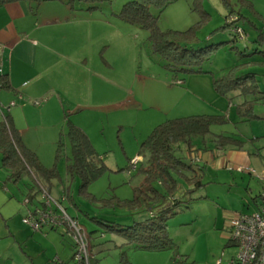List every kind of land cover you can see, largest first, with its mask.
Listing matches in <instances>:
<instances>
[{"label": "rangeland", "instance_id": "1", "mask_svg": "<svg viewBox=\"0 0 264 264\" xmlns=\"http://www.w3.org/2000/svg\"><path fill=\"white\" fill-rule=\"evenodd\" d=\"M126 1L45 0L37 5L38 23L58 20L37 30L40 47L21 44L25 72L39 76L36 81L25 76L14 82L21 97L0 89V121L12 116L22 143L42 167L36 166L31 152L10 165L0 150V264H78L75 239L66 225H33L36 210L58 205L90 233L87 248L94 264H119L122 252L130 264H228L237 252L227 244L226 215L217 206L225 195L216 199L208 194L213 185L223 193L226 182L234 183L231 188L238 187L237 193L250 204L251 196L264 193V103L254 104L258 117L243 116L238 112L243 99L218 93L212 81L250 73L264 85V0H162L161 7H150L160 31L176 32L166 35L167 41L187 49L217 45L202 55L201 72L196 73L182 72L155 49L148 29L117 15ZM231 10L241 15L238 25L244 40L226 26ZM74 103H82L83 109L77 111ZM195 114L226 119L211 124L205 143L199 136L193 138L194 147H201L195 151L199 160L208 162L203 190L210 200L199 198L202 189L196 188L189 193L191 199L185 196L173 207L176 213L166 222L172 247L122 246L124 238L104 225H130L147 215L140 204H116L132 198L143 180L138 168L142 141L165 120ZM67 120L84 131L105 167L84 186L83 176L71 170L76 159ZM220 133L230 134L237 145L217 148L213 134ZM238 150L249 154L251 172L215 166L218 156ZM242 211L248 212L247 207Z\"/></svg>", "mask_w": 264, "mask_h": 264}, {"label": "trees", "instance_id": "2", "mask_svg": "<svg viewBox=\"0 0 264 264\" xmlns=\"http://www.w3.org/2000/svg\"><path fill=\"white\" fill-rule=\"evenodd\" d=\"M11 1L15 0H0V5ZM224 2L227 3L226 0ZM161 3L162 0H128L117 15L122 20L148 29L149 39L155 49L173 60L176 66H180L182 72H201L202 55L207 53L209 49L217 48V45L187 49L180 47L178 43L167 41L166 35L177 36L173 34L176 32L160 31L156 25L157 16L150 11L152 5L161 7ZM240 18V14L231 10L226 26L231 27L236 39L244 40L246 34L238 25ZM195 66H197L196 69ZM212 83L218 93L222 95L234 93L243 99L238 104L239 114L252 118L258 117L254 111V104L257 102L264 103V87H261L255 75L248 73L243 76H236L232 73L222 78H213ZM10 88L7 75L0 73V89ZM225 120L221 115L195 114L173 117L153 127L142 141L144 155L138 168L142 171L143 180L135 187L132 198L118 199L116 202L118 205L121 204L129 208L140 204L147 215L130 225L121 226L113 221L104 225L108 231L117 232L124 238L121 242L122 246L132 245L135 249L142 250H163L172 247L173 242L167 234L166 222L170 216L176 213L173 211V207L180 203L185 196L189 195V199H191L189 193L204 185L202 182L203 167L199 164L200 160L195 152L201 147H194L193 138L199 136L205 143V137L211 134V124L222 123ZM68 122L70 123L68 134L76 159L72 165L74 170H71L73 173L77 172L83 176L84 183L82 185L84 186L99 175L105 167L104 164H99L101 159L97 156L84 131L70 121ZM213 135L217 137L213 140L217 142L215 146L219 149H225L227 145L238 141L227 133ZM0 150L3 161L10 165L20 161L23 153L26 155L31 152L36 166L42 167L41 163L36 160L34 153L22 143L10 114L4 115L3 120L0 121ZM138 168L136 169L138 170ZM155 183L159 185V188L161 187V190L154 186ZM261 195L262 193L257 196L260 199L259 206L264 205ZM49 226L52 229L56 227L52 224ZM86 236L88 241L90 233L86 232ZM228 241L231 243L230 240ZM87 252L88 264H94L96 259L92 251L87 248ZM78 264H85V262L81 260L78 261ZM119 264H130L125 252L120 254Z\"/></svg>", "mask_w": 264, "mask_h": 264}, {"label": "crops", "instance_id": "3", "mask_svg": "<svg viewBox=\"0 0 264 264\" xmlns=\"http://www.w3.org/2000/svg\"><path fill=\"white\" fill-rule=\"evenodd\" d=\"M33 2L31 0H15L0 5V68H1L0 73L7 75L9 84L11 86L10 90H13L12 92L15 95H18L21 92L19 89H16L14 87L13 85L14 82L19 83L25 80L24 79L25 76H29V80H35L39 76L36 74L35 75L27 74L25 72V67L21 57L24 47H22L21 44L26 43L27 46L40 47L41 46L40 44L42 42L36 38L37 30L41 26L52 25L53 22L58 20L56 17L46 18L43 23L42 22L38 23L39 9L37 8V5H39L42 1L41 2L33 1ZM46 28L50 30L49 27ZM22 84L23 86L26 85L25 82H23ZM262 87H264V85H262ZM63 92H65V89L63 90ZM68 94H70V91L68 92ZM57 100L60 109L63 112H65L62 93H59L57 95ZM74 104L76 106L77 111L83 109V107L81 106L82 103H74ZM207 163L208 162L203 160V158L202 161L201 159L199 161V164L203 167V177L205 176ZM230 165H234L242 171L249 172L247 170V168L251 166V159L249 157V154L238 150V151H228L227 154L224 153L217 157L215 164L217 168L221 167L227 169L230 167ZM203 177H202V182H204ZM210 182H214V181H210ZM215 182L217 185L221 183L219 181H215ZM205 184L206 182H204V185ZM233 184L234 183L232 182H226L225 183L226 187H224V189H221L223 193L216 190L214 188L216 185H213L212 191L210 192L211 195L208 194L209 196H215L216 199L221 198L222 194L225 195L223 199L224 201L221 200L222 204L221 202H219V200H217L220 204L217 205L216 203V205L218 207L221 206V209L224 210V213L226 215L225 219H226L227 231L229 230L228 220L233 215V213H236V211H242L244 206L247 207L248 210V212L246 213H250L258 210L260 199H258L257 196L262 193L261 191H259L257 194L251 196L253 203L250 204L248 200H246V202L244 201L243 198L245 195L237 193V191L239 190L238 187H237L238 189L231 188ZM204 185L198 188V189H202V193H200L201 196H199V198L206 197L209 199L208 195H205L207 193L203 190ZM208 187L209 186H206L205 189H207ZM251 190L252 188L249 185H247L246 193L248 194V196H250L249 194L252 193ZM203 194L205 196H203ZM227 244L234 246L228 241ZM232 256L234 255H230L228 259L230 260Z\"/></svg>", "mask_w": 264, "mask_h": 264}, {"label": "built area", "instance_id": "4", "mask_svg": "<svg viewBox=\"0 0 264 264\" xmlns=\"http://www.w3.org/2000/svg\"><path fill=\"white\" fill-rule=\"evenodd\" d=\"M18 96L21 97V94ZM12 104L10 103L7 109ZM247 170L252 171L250 168ZM261 198L264 202V193H262ZM34 214L37 216L33 223L36 229L43 223L55 226L58 224L66 225L74 236V242L77 246L74 256L77 261L84 260L85 264H88L86 231L74 217L68 215L60 205L55 209L49 207L48 209L44 208V210H36ZM28 220L30 221V217L24 218V221L27 222ZM228 227V240L237 248L236 254L229 260L228 264H264V205L250 213H233L228 220ZM217 264H221V261L219 260Z\"/></svg>", "mask_w": 264, "mask_h": 264}]
</instances>
